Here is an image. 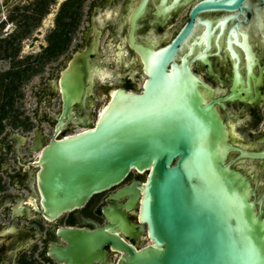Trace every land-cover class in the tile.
Listing matches in <instances>:
<instances>
[{
  "label": "flooded vegetation",
  "instance_id": "obj_1",
  "mask_svg": "<svg viewBox=\"0 0 264 264\" xmlns=\"http://www.w3.org/2000/svg\"><path fill=\"white\" fill-rule=\"evenodd\" d=\"M221 1L0 0V114L3 106L9 114L17 100H34L30 110L14 112L26 117L0 139V227L13 221L20 199L38 191L40 167L33 163L52 140L92 130L114 110H134L140 131L166 132L174 122V95L181 111L188 101L189 72L203 107L211 106L204 114L208 125L215 129L218 117L227 126L234 148L228 162L251 180L249 201L264 216V0H244L233 9H221ZM69 79L79 87L65 114L61 82ZM185 117L182 111L179 121ZM149 172L132 170L53 222L37 215L14 221L38 234L5 253L0 244V264H67L49 255L58 230L111 225L104 209L118 206L120 213L125 203L111 196ZM137 217L138 210L128 212L139 224ZM120 236L138 249L150 243L147 235ZM106 250L105 263L117 264L122 253Z\"/></svg>",
  "mask_w": 264,
  "mask_h": 264
},
{
  "label": "water",
  "instance_id": "obj_2",
  "mask_svg": "<svg viewBox=\"0 0 264 264\" xmlns=\"http://www.w3.org/2000/svg\"><path fill=\"white\" fill-rule=\"evenodd\" d=\"M243 1L222 0L219 7L237 8ZM66 73L75 75L72 69ZM71 79L61 82L65 114L72 105L71 94L79 87ZM189 80L190 95L182 110L187 119L179 121L181 98L176 94L174 122L166 132L140 131L133 126L134 110H114L102 115L94 129L66 140L54 139L41 150L33 163L40 167L38 191L33 188L31 196L13 207L10 224L2 221V252L38 234L14 221L37 215L39 221L53 222L137 169L150 170L149 175L111 196L115 203L125 200L120 213L118 206L104 209L111 225L93 231L59 229L49 255L67 264L105 263L110 247L122 253L117 264H264V216L261 211L257 214L248 196L253 184L228 162L234 149L228 128L218 117L215 129L208 125L211 121L204 114L211 106L203 107L202 97L192 88L191 72ZM132 210H138L139 224L128 218ZM121 233L132 240L147 235L150 243L138 249Z\"/></svg>",
  "mask_w": 264,
  "mask_h": 264
},
{
  "label": "rangeland",
  "instance_id": "obj_3",
  "mask_svg": "<svg viewBox=\"0 0 264 264\" xmlns=\"http://www.w3.org/2000/svg\"><path fill=\"white\" fill-rule=\"evenodd\" d=\"M28 88L30 89L31 88V84H28ZM29 95V94H28ZM17 104L15 103V106L13 107L12 111L9 112V114H7V118L4 120V124H8V126L6 125V128H5V131L3 133H0V139H2L5 134L8 133V131L11 130L12 127H15L13 126L14 124H18V123H21V120L22 118H25L26 115H16L14 114L15 111H17L19 108H23V109H28L29 107V110L30 108L33 106V103H34V100L32 98H28V99H23V100H17L16 101ZM30 118H32V115L29 116ZM3 178L5 177V175L3 173L0 174V178Z\"/></svg>",
  "mask_w": 264,
  "mask_h": 264
},
{
  "label": "trees",
  "instance_id": "obj_4",
  "mask_svg": "<svg viewBox=\"0 0 264 264\" xmlns=\"http://www.w3.org/2000/svg\"><path fill=\"white\" fill-rule=\"evenodd\" d=\"M6 108L3 106L2 111L3 113L0 114V133H3L5 131L6 125L4 124V120L7 118V112L5 110Z\"/></svg>",
  "mask_w": 264,
  "mask_h": 264
}]
</instances>
